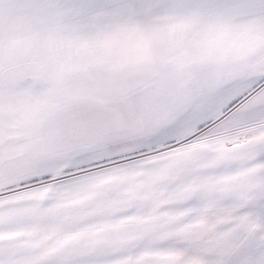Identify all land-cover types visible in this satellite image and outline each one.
Instances as JSON below:
<instances>
[{"label": "snow or ice", "instance_id": "obj_1", "mask_svg": "<svg viewBox=\"0 0 264 264\" xmlns=\"http://www.w3.org/2000/svg\"><path fill=\"white\" fill-rule=\"evenodd\" d=\"M0 264H264V0H0Z\"/></svg>", "mask_w": 264, "mask_h": 264}]
</instances>
